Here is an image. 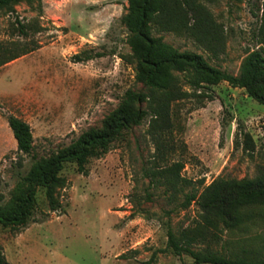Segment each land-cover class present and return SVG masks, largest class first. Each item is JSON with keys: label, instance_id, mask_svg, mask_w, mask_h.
Returning <instances> with one entry per match:
<instances>
[{"label": "rangeland", "instance_id": "1", "mask_svg": "<svg viewBox=\"0 0 264 264\" xmlns=\"http://www.w3.org/2000/svg\"><path fill=\"white\" fill-rule=\"evenodd\" d=\"M200 1L223 34L222 51L215 55L173 32L155 34L238 75L246 56L259 47L254 34L263 1ZM127 8L128 0H22L0 12V58L20 55L0 66V205L10 199L33 155L48 156L82 132L101 128L127 90H144L122 22ZM86 52L103 55L74 61L75 54ZM181 79L189 95L171 104L165 151L150 133L148 116L90 157L85 173L75 162L66 163L59 210L49 208L38 188L33 219L25 227L0 224V245L11 264H140L154 252V264H194L188 254L168 247L169 228L203 233L195 250L209 246L225 256H264V206L251 208L250 218L238 225L216 228L204 226L195 202L182 206L184 192L200 182L264 176V104L227 82L195 91ZM10 114L32 128L34 149L22 167L16 164ZM175 162L184 164L181 175L192 181L184 192L152 174Z\"/></svg>", "mask_w": 264, "mask_h": 264}, {"label": "trees", "instance_id": "2", "mask_svg": "<svg viewBox=\"0 0 264 264\" xmlns=\"http://www.w3.org/2000/svg\"><path fill=\"white\" fill-rule=\"evenodd\" d=\"M22 0H0V12L9 9ZM259 9L263 10L260 24L255 31L259 46L250 52L241 65L238 75L212 65L202 54L180 51L164 41L155 32H173L185 36L213 51L215 55L224 49L223 34L220 32L213 14L200 0H128L127 13L122 22L128 28L127 43L132 49V63L135 77L144 90H127L118 107L104 120L101 128L82 132L71 143L57 152L38 158L32 156V164L12 190L10 199L0 205V224L13 229L25 227L32 219L36 207V193L43 188L49 208L57 211L62 203L58 192L67 185L61 175L68 162H75L78 171L86 172L90 157L105 151L118 138L150 116V133L158 142L159 150L166 149L163 135L170 128V107L175 101L189 94L183 89L181 75L190 89L200 91L227 82L232 87L244 88L260 103L264 104V0ZM75 54L74 61H89L102 53L86 52ZM1 57L0 66L19 57ZM145 104L147 108H143ZM9 127L17 142L18 158L16 164L23 166L24 157L34 149V138L30 124L19 116H7ZM251 141L249 134H246ZM182 162L155 167L152 174L164 179L173 191L192 184L182 177ZM199 187L202 189L199 192ZM2 197H0V200ZM195 202L200 211L204 226L216 228L221 223L238 225L250 218L251 208L264 206V176L253 179L235 180L220 177L208 185L200 182L198 188L184 192L182 206L189 207ZM168 247L176 255L188 254L194 264H264V256H225L209 246L199 250L193 245L202 243L203 233L183 231L176 234L168 229ZM157 252L140 264H154ZM0 264H11L0 245Z\"/></svg>", "mask_w": 264, "mask_h": 264}]
</instances>
